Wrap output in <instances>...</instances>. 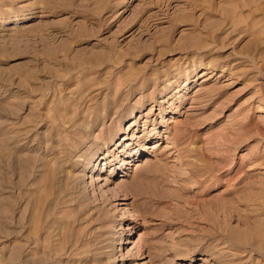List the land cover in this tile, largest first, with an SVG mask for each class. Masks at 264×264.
<instances>
[{
  "label": "rangeland",
  "instance_id": "374dc122",
  "mask_svg": "<svg viewBox=\"0 0 264 264\" xmlns=\"http://www.w3.org/2000/svg\"><path fill=\"white\" fill-rule=\"evenodd\" d=\"M0 264H264V0H0Z\"/></svg>",
  "mask_w": 264,
  "mask_h": 264
},
{
  "label": "bare ground",
  "instance_id": "6f19581e",
  "mask_svg": "<svg viewBox=\"0 0 264 264\" xmlns=\"http://www.w3.org/2000/svg\"><path fill=\"white\" fill-rule=\"evenodd\" d=\"M3 112V110H1V113ZM130 145H128V147H127V151H131V149H130V147H129ZM128 148H129V150H128ZM125 152V151H124ZM124 164V163H123ZM115 186V185H114ZM117 189V188H116ZM128 233L131 231V229H125ZM124 230V231H125ZM126 243V242H125Z\"/></svg>",
  "mask_w": 264,
  "mask_h": 264
}]
</instances>
